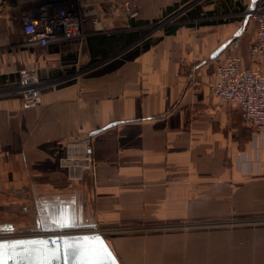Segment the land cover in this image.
<instances>
[{
    "label": "crops",
    "instance_id": "0c3cea01",
    "mask_svg": "<svg viewBox=\"0 0 264 264\" xmlns=\"http://www.w3.org/2000/svg\"><path fill=\"white\" fill-rule=\"evenodd\" d=\"M138 1L137 20L110 0L97 33L26 48L34 4L0 0V232L90 229L119 264H264V147L209 90L219 63L250 64V0H210L140 46L131 26L191 0ZM24 70L50 83L39 105L4 93ZM73 136L92 158L75 177L60 167Z\"/></svg>",
    "mask_w": 264,
    "mask_h": 264
},
{
    "label": "built area",
    "instance_id": "2783aa9c",
    "mask_svg": "<svg viewBox=\"0 0 264 264\" xmlns=\"http://www.w3.org/2000/svg\"><path fill=\"white\" fill-rule=\"evenodd\" d=\"M251 2V5H250ZM246 8V17L254 22L257 37L250 44V64L243 67L239 54L226 59L217 66L218 81L209 90L229 105L239 107L245 114V124L251 130L254 142L261 141L264 147V0H250ZM193 4V3H192ZM185 5V9L190 10ZM137 1L126 0L122 5L124 14L129 17L138 16ZM184 9V10H185ZM177 11V10H176ZM172 12L152 31L160 30L179 11ZM181 12V11H180ZM95 16V12L84 9L77 10L71 0L51 2L46 8L22 15L23 46L26 48L47 47L70 40L83 39L87 19ZM162 25V26H161ZM161 26V27H160ZM240 37L232 41L234 49L240 48ZM49 82L41 81L36 70H24L17 86L7 88L5 94L17 95L24 105H39L42 103V91ZM90 154L81 150V142L77 136L70 138L67 153L60 159V167L69 176H79L82 171L91 169ZM94 233L90 229H68L52 233L31 231L15 235L10 232H0V242L21 239H46L49 245H62L67 237ZM6 264H15L8 260ZM19 264H24L20 262ZM58 264V263H55Z\"/></svg>",
    "mask_w": 264,
    "mask_h": 264
},
{
    "label": "water",
    "instance_id": "95a60500",
    "mask_svg": "<svg viewBox=\"0 0 264 264\" xmlns=\"http://www.w3.org/2000/svg\"><path fill=\"white\" fill-rule=\"evenodd\" d=\"M226 46L222 45L212 58H216ZM62 230L68 229L59 227L55 231ZM8 260L15 264H119L106 239L98 233L67 237L62 245L54 246L49 245L46 239L0 242V264H6Z\"/></svg>",
    "mask_w": 264,
    "mask_h": 264
},
{
    "label": "rangeland",
    "instance_id": "374dc122",
    "mask_svg": "<svg viewBox=\"0 0 264 264\" xmlns=\"http://www.w3.org/2000/svg\"><path fill=\"white\" fill-rule=\"evenodd\" d=\"M10 1L11 2H17L18 4L23 5V1L24 0H10ZM28 1L34 4L33 5L34 6V9L31 10V11H26V10L24 11L23 10L24 12H22L18 16L21 25H22V22H21L22 15H24L26 13L29 14V13H32L34 11H38L40 9L46 8L48 5H50L51 2L60 1V0H25L24 3H28ZM71 1H72V3L74 5L77 6V10H81L83 12L84 9H87V10H91V11H94L95 12V16H93L90 20L87 19V23H86L87 25L84 28V33H85V36L86 37L97 33L98 30L95 28V24H94L95 23L94 22L95 21V18L97 17L99 19V17L101 15H103V13H107V10H104V8H105V6L107 4L110 3V0H71ZM117 1H119V2H118V6H116V8L120 10V12L118 11L117 14H116L118 16V18L121 17V19H126V20H137L140 17V6H139V1L138 0H136L137 1V7H138V8H136V10H137V12H139L138 13L139 15L138 16H135V17H129L126 14H124V12L122 10V5L124 4V2L126 0H117ZM131 1H134V0H131ZM208 1H210V0H191L188 3H185V4H183V5L179 6V7L174 8L173 10H171L170 12H168V14H166L163 18L159 19L156 22H152V23L147 24V25H144V26H135V27H132L131 26L129 29H131V31H133L138 36V38H137L138 40L141 39V40H139V43H137V46H140V45L146 43L147 41L155 38L157 35H159L162 32L163 29H165L167 27H174V26L189 24V22L191 20V18L188 17L189 16V12L190 11H193L199 5L206 4ZM186 4L187 5L188 4L189 5H192V6H189L190 7L189 8L190 10L184 8ZM29 5H31V4H29ZM250 5H251V2H250ZM250 5H249V2H248V4L243 9V13H242L244 19H247V20H248V18L246 17V8L248 6H250ZM176 10L177 11L180 10L181 12L179 11V13L176 16H174L173 19L170 20L160 30L152 31L155 26H157L168 15L172 14V12L173 11L175 12ZM248 21L251 22V23H254V22H252L250 20H248ZM121 23H122L121 25H117V26L113 27V29L109 30V32L122 31L124 29V27H123V21ZM240 41H241V38H240ZM240 44H241V42H240ZM21 234H24V233H21ZM15 235H18V234L15 233Z\"/></svg>",
    "mask_w": 264,
    "mask_h": 264
},
{
    "label": "snow or ice",
    "instance_id": "6c2138e0",
    "mask_svg": "<svg viewBox=\"0 0 264 264\" xmlns=\"http://www.w3.org/2000/svg\"><path fill=\"white\" fill-rule=\"evenodd\" d=\"M72 255V253H70V256Z\"/></svg>",
    "mask_w": 264,
    "mask_h": 264
}]
</instances>
